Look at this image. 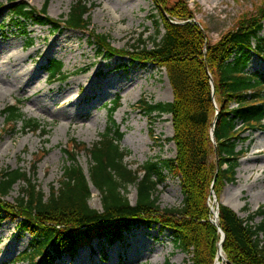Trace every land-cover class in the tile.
Returning <instances> with one entry per match:
<instances>
[{
    "label": "trees",
    "instance_id": "1",
    "mask_svg": "<svg viewBox=\"0 0 264 264\" xmlns=\"http://www.w3.org/2000/svg\"><path fill=\"white\" fill-rule=\"evenodd\" d=\"M11 5L9 25L27 35L26 25L48 27L52 32L70 30L87 33L98 56L127 59L131 64L164 70L173 101L144 104L148 116L170 115L171 141L175 158L148 162L131 170L121 149L123 134L113 116L119 99L108 107L109 126L98 141L88 148L71 138L63 151L65 163L57 188L45 196L36 185L37 165L44 152L34 156L30 173L22 169L0 170V224L18 221L20 234L31 241L16 263L55 264L64 256L74 257L93 241L104 240L108 246L121 241L134 228L159 227L169 232L178 250L189 257L184 264H215L221 244L227 264H264V210L240 218L233 210L217 205V227L209 207L211 191L218 197L223 185L236 182V170L247 149L238 150L252 135L264 131V73L250 71L251 59H264V3L254 13L245 15L234 29L216 44H209L186 0H151L156 14L152 47L138 39L132 51L113 48L108 37L89 30L93 4L76 0L66 16L47 15L49 0L36 11L30 0H7ZM4 28V22L0 30ZM161 30L163 35L158 41ZM29 39L27 46H31ZM49 84L64 83L71 75L61 62H47ZM4 125L14 130L18 123L23 132L47 135L37 120L26 119L20 103L2 112ZM90 160L85 174L77 156ZM165 173L181 182L182 204L177 209H160L158 187ZM21 185L12 204L5 198ZM91 186L99 193L101 210L90 208ZM135 188L132 204L127 195ZM260 221L255 223V219Z\"/></svg>",
    "mask_w": 264,
    "mask_h": 264
},
{
    "label": "rangeland",
    "instance_id": "2",
    "mask_svg": "<svg viewBox=\"0 0 264 264\" xmlns=\"http://www.w3.org/2000/svg\"><path fill=\"white\" fill-rule=\"evenodd\" d=\"M75 1L49 0L47 15L53 19L66 16ZM88 1V6L94 7L90 12L89 30L108 37L113 48L132 51L138 39L147 48L152 47L154 26L150 17L156 12L151 0ZM186 1L194 23L209 44H216L241 18L254 13L264 3V0ZM44 2L30 0L28 4L38 11ZM10 6L7 0H0V25L4 22L0 30V170L20 168L30 173L34 156L44 152L37 165L35 182L48 196L50 188H57L61 180L65 163L62 150L68 140L73 138L88 148L96 143L109 126L107 106L117 99L120 107L113 119L124 135L121 149L129 153L125 164L135 171L148 162L175 158L171 116H147L142 111L146 103L173 101L164 70L131 64L127 59L98 56L87 33L52 32L48 27L28 23L27 35H24L9 25ZM162 35L161 30L158 41ZM260 37L264 38V27ZM29 39L32 44L28 47ZM51 60L61 62L63 71L71 75L64 83L49 84L45 69ZM249 69L264 73V59L253 57ZM17 103L24 117L37 120L47 135L25 133L20 123L14 130L5 127L2 112ZM243 137L249 140L240 144L238 150L247 149V153L239 162L236 182L223 185L218 197L212 190L208 203L213 210L221 204L246 219L249 214L264 210V131ZM77 162L87 174L89 157L81 153ZM165 179L158 187V205L160 209H177L183 201L181 182L167 173ZM20 187L14 186L5 201L12 204ZM127 197L134 204L135 188H129ZM88 204L94 210H101L100 195L92 186ZM259 221L257 218L254 222ZM17 224L12 219L0 224V264H26L16 263V259L28 248L31 239L27 234H20ZM80 254L84 255L81 264H184L189 259L177 249L171 234L161 232L159 227L134 228L111 246L104 240L93 241L90 248L80 249L72 258L64 256L55 264H77ZM222 263L227 264L224 255Z\"/></svg>",
    "mask_w": 264,
    "mask_h": 264
},
{
    "label": "bare ground",
    "instance_id": "3",
    "mask_svg": "<svg viewBox=\"0 0 264 264\" xmlns=\"http://www.w3.org/2000/svg\"><path fill=\"white\" fill-rule=\"evenodd\" d=\"M256 135H262V134L257 133ZM92 193L95 194V191L92 190ZM230 207L235 210L234 207H232V206H230ZM20 248L21 247H19L18 251H20ZM83 259H84V255L83 254L78 255V257L76 259L77 260V264H81V262L83 261ZM222 259H223V255H222V251L220 250L218 252V254H217L216 264H223L222 263Z\"/></svg>",
    "mask_w": 264,
    "mask_h": 264
},
{
    "label": "water",
    "instance_id": "4",
    "mask_svg": "<svg viewBox=\"0 0 264 264\" xmlns=\"http://www.w3.org/2000/svg\"><path fill=\"white\" fill-rule=\"evenodd\" d=\"M214 218H215V219L212 221V223L217 227V212L214 213ZM219 231H220V230H219ZM220 233H221V241H220V243H219V251L222 250V249H221V244L223 243L224 238H225V237H224V234H223L221 231H220ZM219 251H218V252H219Z\"/></svg>",
    "mask_w": 264,
    "mask_h": 264
}]
</instances>
